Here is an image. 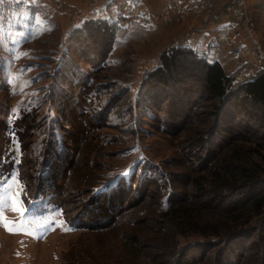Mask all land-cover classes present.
<instances>
[{"label":"trees","instance_id":"trees-1","mask_svg":"<svg viewBox=\"0 0 264 264\" xmlns=\"http://www.w3.org/2000/svg\"><path fill=\"white\" fill-rule=\"evenodd\" d=\"M21 1L13 0V7L11 2L5 5L7 1L2 0V23L12 18L8 15L10 10L23 14ZM26 6L28 9L36 8V4L32 3ZM97 30L102 33H97ZM116 34L115 24L106 18H82L78 25L72 27L69 36H80L78 41L83 48H76L72 57L67 45L62 62L56 69H62L58 82L51 83L48 89L33 87L38 96L36 107H26L21 114L20 107L16 108L15 117H11L10 112L0 114L3 120L0 123L2 173H8L18 159L20 180L24 190L29 193L26 197L36 200L49 195L61 207L67 221L72 222L64 201L59 197L65 190L58 193L51 189L52 185L58 186L60 190L62 186L57 181L64 175L70 177L72 167L79 165L73 159L66 160L78 147L73 143L74 139L64 146L58 137L62 124L71 126L69 112L74 110L73 115L80 124L81 135L86 133L87 137L92 135L94 138L98 137L96 130L100 127H113L110 115L114 113L119 119L118 128L126 129L125 138L136 141L135 144H138L141 118L148 119L155 131L166 132L173 138V154L168 159L170 165L166 164L165 167L160 161L136 158L130 165L119 169L108 183L102 180L92 191V200L97 210L94 209L90 218L99 214V218L118 220L135 208L145 216L147 211H151L157 226L155 234H161L163 241L157 237L151 243L159 251L150 249L148 253L139 247V253L161 257L152 259L153 264H225V261L227 264H264V240L256 244L251 241V250H248L251 252L248 255L246 247L234 248L233 254L226 253L230 244L233 246L240 239H245L246 244L251 240L247 239L250 233L256 229L259 233L263 230L264 71L260 69L248 78L237 80L233 74L225 71L219 60L208 59L189 42L181 40L159 53L157 63L148 70L134 94L130 95V75L127 80H120L121 86L112 93L110 87H107L110 81L102 83L103 80L98 79V71L109 67L112 61L119 63L118 59L112 60L110 57ZM94 36L97 43L101 42V50L97 49V45H86V40ZM28 40L30 38L27 35L24 45ZM92 47L101 53L89 54ZM82 63L88 65L87 71L83 69ZM68 64L74 69V89L61 86ZM125 102L127 104H123ZM45 104V111L42 116H38L37 113ZM235 108L239 111L235 112ZM61 109H67L68 114L61 115L63 121L60 122L56 110ZM207 117L211 119L210 125L205 124ZM222 118L225 120L223 129L227 128L225 134L218 128L223 124ZM34 128L38 129V134L29 141L28 130ZM90 129L92 131L89 133ZM214 137L221 138L222 143L217 147L211 139ZM13 139L18 144L20 155L17 157L15 149H8ZM100 139L106 144L112 141L113 136L100 134ZM97 145L96 141L91 147L85 145V148L96 153ZM66 148L69 152L65 155ZM29 152L33 154V162H28L24 169L25 157ZM78 155L82 156V150L77 151ZM90 155L86 153L83 166L91 165L89 162L87 164ZM181 160L186 162L180 163ZM184 164L187 169L183 168V171L176 174L173 166L183 167ZM85 175H80V180ZM185 184L192 188L188 191L191 198L188 201L178 196V189ZM201 196L215 202L213 207H224L211 209L215 212L220 210V213L204 219L199 209ZM110 198L114 199V205H111ZM144 198L145 203L142 201ZM104 199L105 206L109 207L102 213L99 208ZM150 204L153 206L146 210ZM86 211L84 214H88V209ZM78 215L72 217L78 220ZM145 216L132 218L129 222L132 225L143 224ZM115 219L112 221H117ZM84 227L88 228L89 225L84 222ZM167 230L170 235H163ZM175 234L192 237L180 244ZM142 237L143 234L136 235L134 240ZM255 252H259L258 258ZM180 254V259L176 260ZM254 254L253 259L248 260Z\"/></svg>","mask_w":264,"mask_h":264},{"label":"rangeland","instance_id":"rangeland-1","mask_svg":"<svg viewBox=\"0 0 264 264\" xmlns=\"http://www.w3.org/2000/svg\"><path fill=\"white\" fill-rule=\"evenodd\" d=\"M6 1L5 5L9 1L14 7L13 0ZM48 1L49 3L45 6L42 4L44 1L22 0L23 14H16L15 11L10 10L8 15L12 18L8 22L2 23V0H0V114L10 112L11 117H15L16 108L20 107L21 114L24 108L38 105V96L33 91V87L38 86L39 90L48 89L51 83L58 82L62 69H56L62 62L67 45L72 57H74L76 48H83L82 43L80 44L78 41L80 36L71 37L69 35L72 27L78 25L81 19L86 17L106 18L117 28V37L110 57L112 60L118 59L119 63L116 64L112 61L113 64L109 67L98 71V79L103 80L102 83L110 81L107 87H110L112 93L121 86L120 80L124 81L131 77L129 79L132 90L130 95L134 94L148 70L157 63L162 50L178 44L185 36L195 35L200 29H206L223 20L238 22L241 26L239 38L248 43V48L241 52L242 55L239 59L231 61L228 67L223 65L225 71L233 74L237 80L248 78L260 69L264 71V0H191V3L180 0L183 7L177 6L175 0H159L158 7L153 9L150 19V22L156 24V27L150 31L138 33L139 35L132 40L127 39L129 31L131 32L133 29L130 25L149 19L135 8L124 6L119 15L103 16V14H88V9L97 7L100 5L98 3L104 0H77L78 8L69 6V0ZM27 3L36 4V8H26ZM29 15L31 16L28 18ZM127 24L129 25L127 26ZM97 33L102 32L98 31ZM27 35L30 40L24 45L23 41ZM91 40H86V45H97V49L101 50V42L97 43L95 36ZM197 51L206 55L210 60H216L209 57L206 51ZM90 52L89 54L92 52L101 53L93 47ZM77 58L75 55V59ZM75 59L73 63L76 62ZM87 66H83L86 71ZM235 66L237 67L234 68ZM73 70L72 65L68 64L66 72L63 73L64 80L61 82L64 89L66 87L74 89L75 87L72 83ZM26 103L28 105H25ZM166 103L165 101V105ZM123 104H127V102ZM46 106V104L42 105L43 109L37 113L38 116H42ZM231 107L229 108L231 109ZM73 111L69 112L71 126L67 123L62 124L58 137L64 146L70 144L71 139H74L73 143L78 147L75 153L69 154L66 160L73 159L79 165L72 167L70 177L64 175L57 181L62 186L60 190H58V186L51 185V189L58 193L65 190L64 193H60L59 197L61 201H64L73 221H67L61 212V207L57 206L49 195L36 200L26 197L29 196V193L24 190L20 180L18 159H16L14 167L6 174L2 173L1 163L0 250L2 251L0 252L2 254L0 253V264H153L152 259H161V257L139 253V247L143 251H149L148 253H150V249L156 252L160 250L151 244L154 242V238L160 237L161 240L163 238L161 234H155L157 226L154 224L151 211H147L145 216L135 208L136 210L129 211L118 220L113 218L118 222L106 217L99 218V214L90 218L93 211L97 210L94 200H92V191L102 180V182L108 183L119 169L130 165L136 158L160 161L167 167L170 165L168 159L173 154V138H170L166 132L155 131L153 124L148 122V119L141 118L138 144H135L136 141L125 138L126 129L125 131L118 128L119 119L114 113L110 115L113 127H100L99 130H96L99 134L97 138L92 135L87 137L86 133L81 135L80 124L76 116L73 115ZM237 111H239L238 108H235V112ZM67 114V109L56 110V116L60 122L63 121L61 115L67 116ZM2 121L1 117L0 123ZM36 121L38 122V119ZM206 121L208 122L206 123ZM224 121L222 118V123ZM205 124L210 125L211 119L207 117ZM214 124L212 123V125ZM223 125L224 123L218 128L225 134L227 128L223 129ZM81 126L83 125L81 124ZM91 131L92 129L89 133ZM28 134L29 141H32L36 138L38 129L28 130ZM100 134H110L113 139L105 144L101 142ZM88 138L91 140L89 141ZM98 138L100 140H97ZM211 139L216 147L222 143L220 137ZM0 140H2L1 135ZM96 141L98 142V152L95 153L85 148V145L91 147ZM8 149H15L17 157L19 151L16 139H13ZM80 150H82L81 157L77 156V151ZM68 152L66 148L65 155ZM86 153L91 154L87 161V164L88 162L91 164H89L90 166H83ZM32 155L31 152L26 155L24 169L28 166V162H33ZM164 162L166 163L164 164ZM183 162L186 161H180V163ZM182 166H173L176 174L183 171V168L187 169V165ZM169 168L172 169V166ZM32 175L36 177V174L32 173ZM80 175L86 176L83 178L84 180H80ZM190 189L192 190L187 184L183 185V188H179L178 196H181L179 199L190 200V192H188ZM112 199L110 198V203L114 205V199ZM145 199L142 200L144 203ZM199 201L203 204L199 205V209L204 219L215 217L220 213V210L215 212L211 209L224 207V205L213 207L216 205L215 202L208 201L204 196H201ZM105 202L104 199L101 208H99L102 213L109 207L105 206ZM152 206L153 204H150L146 210ZM87 209L88 214H84L87 213ZM76 214L80 216L78 220L76 217H72ZM143 216L146 217L143 224L132 225L129 222L132 218L137 219ZM84 222L89 225L88 228L84 227ZM133 226L134 228H132ZM261 229H263V233H259L257 229L250 233L251 236H247V239L251 240L246 244L245 239L238 240L233 246L230 244L226 253L233 254L234 248L246 247V251L251 250V241L253 244L263 242L264 225L261 226ZM168 232L169 230L163 235H170ZM142 234L141 239L134 240L136 235ZM175 237L177 243L182 244L191 240L189 238L192 236L188 238V235L175 234ZM25 252L27 253L25 254ZM250 252H246V255ZM255 254L258 258L259 252H255ZM255 254L248 257V260L253 259ZM180 257L181 254L176 260ZM225 262L227 264V261Z\"/></svg>","mask_w":264,"mask_h":264},{"label":"crops","instance_id":"crops-1","mask_svg":"<svg viewBox=\"0 0 264 264\" xmlns=\"http://www.w3.org/2000/svg\"><path fill=\"white\" fill-rule=\"evenodd\" d=\"M39 1H44L42 4L45 6L49 3L48 0ZM185 1L191 3V0ZM158 3L159 0H104L98 3L100 5L97 7L93 9L89 8L88 14L114 16L119 15L124 6L135 8L145 18L149 19L142 23L134 22L130 25L133 29L131 32L129 31L127 39L132 40L141 32H147L156 27V24L150 22V19L153 15V9L158 7ZM69 6L78 8L77 0H69ZM240 34L241 26L238 22L223 20L206 29H200L195 35L185 36L181 40H186L199 51H206L209 57L219 60L223 65L228 67L231 61L239 59L242 55L241 52L248 48V43L239 38Z\"/></svg>","mask_w":264,"mask_h":264},{"label":"built area","instance_id":"built-area-1","mask_svg":"<svg viewBox=\"0 0 264 264\" xmlns=\"http://www.w3.org/2000/svg\"><path fill=\"white\" fill-rule=\"evenodd\" d=\"M175 2H176V5H177V6H179V7L181 6V7H183V5H182V3H181L180 0H175ZM179 7H178V8H179Z\"/></svg>","mask_w":264,"mask_h":264},{"label":"bare ground","instance_id":"bare-ground-1","mask_svg":"<svg viewBox=\"0 0 264 264\" xmlns=\"http://www.w3.org/2000/svg\"><path fill=\"white\" fill-rule=\"evenodd\" d=\"M5 241H6V240H5ZM5 241H4V242H5ZM6 242H7V241H6ZM9 243H10V242H9ZM9 243H8V244H9ZM8 244H7V246H8ZM4 245H5V244H4ZM9 245H10V244H9ZM1 249H2V248H1ZM29 249H30V248H29ZM26 250H27V249H26ZM0 251H2V250H0ZM27 251H29V250H27ZM29 252H30V251H29ZM0 253L2 254V252H0ZM26 253H27V252H25V254H26ZM30 253H31V252H30ZM23 254H24V253H23ZM28 254H29V253H28ZM28 254H27V255H28ZM1 262H2V261H1Z\"/></svg>","mask_w":264,"mask_h":264}]
</instances>
